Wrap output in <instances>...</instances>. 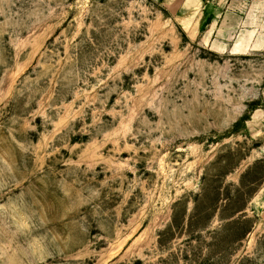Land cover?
I'll return each instance as SVG.
<instances>
[{
	"label": "rangeland",
	"instance_id": "obj_1",
	"mask_svg": "<svg viewBox=\"0 0 264 264\" xmlns=\"http://www.w3.org/2000/svg\"><path fill=\"white\" fill-rule=\"evenodd\" d=\"M209 2L0 0V264H264V0Z\"/></svg>",
	"mask_w": 264,
	"mask_h": 264
},
{
	"label": "crops",
	"instance_id": "obj_2",
	"mask_svg": "<svg viewBox=\"0 0 264 264\" xmlns=\"http://www.w3.org/2000/svg\"><path fill=\"white\" fill-rule=\"evenodd\" d=\"M156 3H161L168 13L175 18H179L180 14H185V12H188L190 10L195 11L199 6H203L204 10L202 11L203 18L206 17V9L208 6H205L209 4V0H151ZM210 20L211 24L215 17L208 16L207 17Z\"/></svg>",
	"mask_w": 264,
	"mask_h": 264
},
{
	"label": "trees",
	"instance_id": "obj_3",
	"mask_svg": "<svg viewBox=\"0 0 264 264\" xmlns=\"http://www.w3.org/2000/svg\"><path fill=\"white\" fill-rule=\"evenodd\" d=\"M234 126H235V128H237V127L239 126V124H238V123H236Z\"/></svg>",
	"mask_w": 264,
	"mask_h": 264
}]
</instances>
